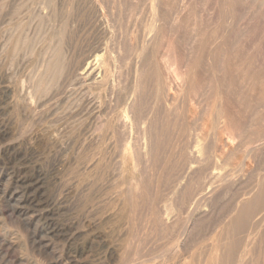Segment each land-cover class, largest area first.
Returning a JSON list of instances; mask_svg holds the SVG:
<instances>
[{"label": "bare ground", "instance_id": "bare-ground-1", "mask_svg": "<svg viewBox=\"0 0 264 264\" xmlns=\"http://www.w3.org/2000/svg\"><path fill=\"white\" fill-rule=\"evenodd\" d=\"M147 1V8L145 9L149 17L145 20L149 21H146V23L148 22L147 25L150 26L147 30L142 29L144 31L142 43L152 44V48H149L151 57H149V53V55L147 54L151 66L147 69L148 66L145 65L146 67L144 68V60L146 61L145 50L146 46L149 45L147 44L145 48L142 49V46L139 51L137 50L134 53L137 54V59L135 60L136 62L132 63V65L135 64V67H132L134 68L133 71L130 70L134 74L133 78H131L136 80L138 74L146 69L145 73L142 72L145 74V81L148 75V73L146 75V72L150 70L149 73L151 72L150 75L154 80L152 81L154 82V86H152L154 89H152L153 91L155 90L153 93H156L152 100L155 97L157 98L159 93L163 94V92L166 101L170 97H173L174 100L173 91L170 92V90L176 86L175 82L179 83L181 80V85L177 83V86L186 90L187 85L182 83L183 80H186L183 76L185 72L181 74L183 80L178 78L180 80L177 81V75L184 70L178 72L176 71L178 68L175 69L173 67V71L171 70L172 64L166 62L162 65L161 63L163 62H161V67L163 66V70L166 72V76H163V71L161 72V67L159 66L158 55L156 54L157 39L162 33V31L159 33L161 28L159 25L162 23H160V20H162L161 17L167 16L164 11L168 9H166V6H171L172 3L170 4V2L172 0H169V5L165 4V0ZM174 1L172 2L175 4L173 3L174 6L172 4L173 8L171 7L173 15L172 17L171 14L168 16V18L171 17V24L173 22L180 23L181 19L178 20V16H183V13L187 11L189 13L190 8L187 4L191 5L192 2L183 4L181 3L182 0ZM201 1L199 2L202 3ZM215 1L217 2V8L214 10H217L220 16L226 14L231 17H229L230 22L225 21L224 24L217 22L220 18L215 20L210 17L211 21H208L209 18L205 20V17L204 19L202 17V24L206 23V33L204 34L202 31L204 34L202 38L209 40L211 43L208 48L209 51L206 52V55L204 54L207 57V59H205L206 57L204 58V62H207L205 64L210 67L208 69L212 72L211 82L207 85L209 86L207 91L210 93L208 95H210L211 99H207L205 104L201 102L206 108L203 109L201 106L202 109L197 111L196 108L198 107H196L195 111L197 112L192 109L186 110V108L184 110L182 106L180 109L176 106L174 110V107L172 109L165 107L168 112H173L174 116H178L177 120L181 118L179 119L181 120L180 123H177L180 129L182 127L180 131L184 132L185 129H189L187 128L189 125L188 120L186 124L182 122L184 120L185 123V119H187L185 116L189 113L188 116L195 115V118L192 116V119L196 120L195 122L198 126L205 127L206 121L210 123L209 130L211 129V132H208L209 134L206 133L207 131L203 132L199 137L195 134L196 132H193L198 138L197 142H195V137V139L192 138V140L194 139L192 143H196H194L196 148H192L190 153L187 152L186 154V148L191 142L189 141L188 144L185 143L187 147L184 148V151H182L183 148L181 150L184 154H181V156L178 154V158L185 155L184 161L182 159V165L187 168L186 175H182L184 167L180 164V169L182 167L180 171L178 170L179 166L176 165L175 167L178 169L175 171L173 168L174 172L170 171L173 174L168 180L170 175H165L167 177L164 178L162 176L164 168L159 171L160 163L162 164L160 159L162 156L160 155L165 156L164 154L157 155V139H159L160 135L157 136L155 130H158L156 129L158 125L148 123L149 125L144 127L145 124L143 125L142 122H145V120H142L146 112L141 105L143 100L137 96L139 91L137 88H135V92L136 90L138 91L136 93L133 92L134 90H132L133 93L130 90V93H127L125 90V85L128 83V78L126 77L129 74L124 71L123 73L121 70L125 65L120 67L124 63V59L129 56L126 57V53L122 54V48L126 47L125 44L120 45L118 41L116 46V42L113 40L116 47L115 52L113 48L106 47L108 41L102 40L104 41L103 43L99 40L93 46L90 44L92 47L88 50L75 51L78 47L77 43L82 40V32L84 31H88L87 34L89 36L92 32H97L103 36L108 35L104 39H109L112 30L109 28L110 24L108 25L107 17L101 8L102 0L101 2L100 0H0V195L4 201L13 205L11 209L6 210L8 217L11 219L14 214L19 213L25 223L29 226L32 224L34 227V241L37 243L35 244L46 253L51 252L48 250L49 240L51 242L53 239L61 240V250L54 251L52 249V253L59 254V256L57 255L58 258L56 257L52 261L49 258V261L45 263L42 256H39V258L43 259L41 261L43 262L42 264H105L109 262L107 260L116 261V264H145L146 261L149 262L150 260L151 263V259L160 258V256L162 258L161 260L158 259L159 263L163 264L164 260H168L164 258L165 254L171 253L173 257H177L180 252V244H173L172 241L177 238L178 241L180 238V242L183 240V244L187 240L190 241L191 237L193 238L194 230L199 228V224L203 220L215 216L217 210V217L222 218V223H220L221 225L219 224L220 227L215 230L217 231V240L215 244H211L214 248H212L210 255L206 252L203 253H206L207 256L202 255L203 253L200 250L199 254L196 253L198 254V263L200 264L202 261L203 264H264V55L261 53L260 44L254 41V38L251 39L252 34L250 32L252 30L244 27L246 24L242 26L240 23L241 18H239L236 4L238 1L240 3L241 0ZM193 2L192 4H195L197 1ZM196 6L195 4L191 7ZM202 7L204 8V6ZM240 7L242 9V6ZM197 8L194 9V12ZM201 11L200 15H202ZM74 12L77 20L73 17L75 16ZM113 13L112 16L114 15ZM168 13H171V11H168ZM234 14L238 18L234 19L237 20L235 23L234 21L231 22V18L235 16ZM78 15L81 17V22L78 21ZM227 16L226 19L229 20ZM190 17L192 19L193 15ZM197 17L199 18V16ZM168 18L166 17L165 20L167 21ZM182 19L184 20V18ZM186 21L188 22V20ZM183 25L185 24L183 23ZM262 27L261 33L258 31L259 28L257 29L256 27V30L254 27V30L258 31L257 33L255 32L257 36L258 33H260L259 35L263 33L264 36V26ZM165 29L161 30L165 31ZM195 29L193 28L194 31H197ZM78 31L81 34H78ZM192 33L194 32L192 31ZM164 36L166 39V34ZM168 37L170 38V35ZM91 38L93 39L95 36H91ZM189 38L191 39V37ZM257 39L259 40L258 37ZM133 40V38L129 39L128 45H130V48L126 44L132 54L135 48ZM160 41L159 43L162 42ZM65 42H68L74 50L73 56L68 60V64L64 62L65 54L64 50L62 51V46H64ZM100 42L105 47H102ZM142 43L141 45H143ZM175 43L174 40L173 42L170 40L165 45L166 51L171 52H169L171 57H169V60H172L173 65H176L175 67L178 66V62L184 66L183 63L186 60V56L182 54ZM200 45L198 46L200 47ZM203 45L205 49L206 44L204 43ZM262 45L264 46V44ZM127 47L126 49L128 50ZM67 48L69 47L67 46ZM65 50H68L66 46ZM127 50L125 51L127 52ZM130 50H128V54L131 53ZM200 50H198L199 53L201 52ZM166 51L165 53L163 52L164 55H166ZM202 52L204 53L205 51ZM164 55H162V58ZM136 56L134 57L136 58ZM134 57L131 58L134 60ZM169 60L168 62L172 63ZM65 64L67 73L63 71V68L65 69L66 67ZM193 64L189 67V75L192 78L191 83L189 81L190 77H186L189 79L187 83L188 81L190 83H188L187 87L189 90L191 87L193 88H191V91L202 88L203 85L201 80L198 83V65ZM180 67L179 70L182 69ZM233 69L236 71H233ZM62 71L67 74L65 79L63 78L66 83V89L62 90V94L57 89L56 91L59 94L56 91V94L51 93V89H54L52 86L57 83L55 81L60 77L59 75ZM143 74L140 78L143 77ZM141 80L139 79V81ZM57 81L59 83V80ZM136 81L132 84H135ZM171 82H173L174 86ZM203 82L205 86V81ZM235 82L238 84L236 85ZM61 83H63V80ZM138 83L140 87L142 82ZM63 84H61L60 88ZM183 84H185V87ZM141 85L142 88L147 86L144 82ZM143 85L145 86L143 87ZM148 85L150 86V84ZM55 86L59 87L57 84ZM149 86L147 88L150 90ZM143 90L142 92H144ZM149 90L146 89L145 92L147 93ZM142 92L140 90V97ZM151 95L150 98L152 97ZM174 95L176 99V94ZM56 96L58 97L56 98ZM163 97L162 99L165 101ZM177 97L179 96L177 95ZM52 99H54V102ZM162 99L160 98V100ZM203 99L205 98L203 97ZM173 100L171 99L170 101L172 102ZM151 104L149 101L148 107ZM165 104L162 106L157 104V107H163ZM154 106L152 105V107ZM246 107L248 114L243 115V110ZM64 110L67 114L62 113ZM162 111L160 113L163 115L165 111ZM205 111L209 115L207 117L203 115L206 120H201L200 122L199 119L204 118L202 114ZM156 112L153 113L155 114ZM167 114L169 113L166 112L165 117H167ZM162 115H159V117ZM200 116L201 118H199ZM148 117L150 118V116ZM172 119L174 118L172 117ZM167 120L168 118L164 121L169 126V120ZM140 121H142L141 124L143 126ZM146 121L148 122V120ZM165 126H162L164 127L163 130H166V128L170 129L169 127L165 128ZM163 130L161 129V132ZM176 130L179 131L178 128ZM159 131H157V134ZM167 132L169 133L170 131ZM172 132L175 133L174 130ZM199 132L201 131L199 130ZM171 135L170 137H175L174 134L173 136ZM163 136L161 135V137ZM178 140L180 141V139ZM158 141L160 142L161 140ZM205 141L209 143L206 144L204 143ZM173 143L175 144V142ZM169 144L171 145V143ZM159 145L162 146L163 144ZM164 148L166 149L167 146L164 145ZM173 148L169 149L174 151L175 148ZM161 150L163 151V147ZM206 151L211 152V156L215 158V162L212 165L213 170H211L212 172L207 170L209 172V174L207 173V180L202 179L204 182L197 186V182L202 181L199 180V177L204 166L202 164L204 161L203 155L206 154ZM165 152L168 153L167 150ZM167 153L165 154L166 156ZM167 157L171 159L170 155ZM178 158H175L176 161L179 160ZM205 159L207 158L205 157ZM172 161L174 162L175 160L172 159ZM167 163H165V166L168 169L169 164ZM208 163L207 167L206 165L204 167L210 170ZM194 170L196 171L194 172ZM205 171L203 173H206ZM192 172L197 174H195V177L191 176L190 178V173ZM2 182L3 185L1 184ZM166 185H168V192L170 191L169 193L167 192L168 194L164 193ZM228 195H231V197L234 195L231 205H227L224 210L218 209L219 204ZM195 197L196 202L193 204V208L190 209L187 219L180 218L182 217L180 210L183 207L185 209L187 204L189 206V203ZM18 219L21 220L20 218ZM180 219L186 220V224L184 222L180 224ZM142 221L148 225V231H145L148 233H143L144 235L138 231L142 227ZM183 223L185 227L182 228ZM178 224L181 226L179 225L180 227H178ZM140 225L141 227H139ZM157 227L163 235L164 243H161L158 247H155V245L151 249L152 251L149 252L148 250L147 252L149 253H147L145 252L147 249L144 251L142 246H139V239L143 238V236L153 239L156 232H159L156 231ZM180 228L183 229L182 233L178 230ZM255 230H258L259 234L257 236L256 233L258 232H256V236L251 238L252 236L249 235ZM1 236V242H5L6 247L11 249L12 242L15 239L5 238V235L1 239ZM58 242L60 243V241ZM144 243L143 241V245ZM55 246L58 245L55 244ZM7 252L9 253V251ZM54 254L48 255L54 256ZM169 256L168 258L171 259L172 257L170 258ZM202 256L205 258L204 260H202ZM47 260L45 259V261Z\"/></svg>", "mask_w": 264, "mask_h": 264}, {"label": "rangeland", "instance_id": "rangeland-1", "mask_svg": "<svg viewBox=\"0 0 264 264\" xmlns=\"http://www.w3.org/2000/svg\"><path fill=\"white\" fill-rule=\"evenodd\" d=\"M108 0H102V3L100 4V5H102L101 6V8H102V10H103V12L105 13V16L107 17V23H108V25H109V28L112 30H110L112 33L110 34V36H109V39H104V37L105 38H107V36L106 35H100L99 33H97V32H92V33H90V36H89V34H87L88 33V31H84V32H82V40H80V42H78L77 43V48L79 49H77L76 48V52H78V51H82L83 49H89V48H91L93 45H95L96 43H97V41H99V40H101V42H103L104 43V41L105 42H107L108 43V45L106 44V47H111V48H113L114 50H115V52H116V47L114 46L115 44V42H116V46H117V42L119 41V43H120V45H124L125 44V46L127 47V45H128V42H129V39H131V38H133L134 40V43H133V46L135 47L134 48V50H133V54H132V51L129 49L130 48V45H128V50H130L131 51V53H129L128 54V50L126 49V47L125 48H122V50L123 51H125V50H127V52L125 51V52H123L122 51V54L124 53H126L125 55H126V57L127 58H125L124 60V63L122 64V63H120V64H122L120 67H124V65H125V67L123 68V69H121L122 70V72L124 71L125 73H127V74H129V76H127L126 78H128L127 79V82L128 83H126V92L128 93L129 92V90L131 91V93H133V92H135V88H137V90L139 91H137L136 90V92H138L137 93V96H139L138 98L140 99L141 98V100H143L142 102H141V105H142V107H143V109H144V111L146 112H144L145 113V116H144V118H143V120L142 121H144L145 120V122H142V121H140V124H141V122H142V124L144 125V127L146 126L147 127V125H149V124H152L153 125V123L157 126L156 127V129H158L157 131H159V132H161V129L163 130V128L164 127H162L163 125L165 126V128L166 127H169L170 129H168V128H166V130H163L161 133H159L158 132V134H157V131L155 130V132H156V135L158 136V135H160V137H158L159 139H157V147H158V154L157 155H160V154H164V156L166 157H163V155H160V156H162L163 157V159H162V157H160V159H161V162H162V164L160 163V166H159V171H162L163 170V168H164V170L162 171L163 173V178L164 177H167V176H169V179L168 180H170V178H171V176H172V174H171V172H174L173 171V168L175 169V171L178 169V170H182V167H181V169H180V164H181V166H183L184 167V165H182L183 164V161H184V157H185V155L184 156H182V157H179L178 158V154H179V156H181V154L183 155L184 153H182V151H184V148L185 147H187V145L185 144V143H187L188 144V142L189 141H191L189 144H188V147L186 148V154H187V152L188 153H190V150H192V148L194 149V148H196L195 147V142H197V139L198 138H196V135H198L197 137H199L200 136V134H203V132L205 133L206 131V133H208V132H211V129L209 130V128H210V123H207V121L205 122L206 123V125H205V127H202V126H198L197 125V123L195 122L196 120L195 119H192V116H193V118H195V115H189L188 116V114H186V118L187 119H185V118H183V119H185V123H184V120H182V122H183V124H186V121L188 120V127L187 128H189L188 130L187 129H185L184 130V132H182V131H180L181 129H182V127H181V129H180V126H179V124H177V123H180V121L181 120H179V119H181V118H178V120H177V117L178 116H174L173 115V112H168L166 109H165V107L166 108H173V110L176 108V106H177V108L178 109H180V107L182 106V108L185 110V108H186V110H190V109H192L193 111H195V108L196 107H198V108H196V110L198 111L199 109H202V107H203V109L204 108H206V106L205 105H202L201 104V102L202 103H204L205 104V101L207 100V99H211L210 98V95H208V93H209V91H207V90H209L208 88H209V86H207V85H209V83L211 82V79H212V72H211V70H209L210 69V67L207 65V64H205V63H207V62H204V58L206 57V56H204V54L206 55V52H208L209 51V47H210V41L209 40H204L203 38H202V36L206 33V23L204 24H202V17H203V19H204V17H205V20L206 19H208V21H211V18H213V19H215V20H217V18H220V19H218L217 20V22H220V24H224V22L225 21H228V22H230V18L229 17H231V16H227L226 14L225 15H221L220 16V14L217 12V10H214V9H216L217 7V2L215 1V0H211V2H210V0H182L181 1V3H183V4H187L188 2H190V1H194L193 3H195L196 1V7H191L192 5L194 6L195 4H192V2H191V5L190 4H187V5H189V8H190V10H189V13H188V11L187 12H185V13H183V16L182 15H180V16H178V20H180L179 22L180 23H178V22H173L172 24H171V17H172V13H173V10L171 9V7L173 8V6H174V0H172V1H174V2H172L171 0V2H170V4L172 3H174L173 4V6H172V4H171V6L169 5V0H165V4H168L169 5V7L168 6H166V9L168 10V11H171V13H168V11L166 10V11H164V13L166 12V17L168 18V16H170V14H171V17H169L168 18V22L170 21V23L168 24V22L165 20L166 19V17L164 16L163 18L161 17V19L162 20H160V23H161V25H159V27H161L160 28V32L159 33H161V31H162V33L160 34V35H162L161 37H163V38H161L160 37V35L158 36V38L162 41H160L159 39H157L158 40V43L156 44L157 46V48H156V50H157V52H156V54L158 55V60H159V66L161 67V64L163 65L164 63H169V64H172V67H171V70H173L174 71V68L175 69H177L176 71H178V72H180V71H182V70H184V71H182L181 73H179L180 74V76H179V74L177 75V79L178 78H183V76L185 77L184 79H186V80H183V82L182 83H185L187 86H188V83H189V81H190V83H191V81H192V78L190 77V75H189V67H191V65L194 63V64H196V65H198V69H199V74H198V83L199 82H201L202 81V88H198L197 90H193V91H191L192 89L190 88V90H189V88L186 86V90H185V88H180V86H177V83L175 82L174 84L176 85L174 88L172 87V89L170 90V92H172L173 93V96H174V100H173V97L171 98H169V99H167V101H166V97H165V95H164V92H163V94L162 93H159V96H161V97H159V96H157V102L153 99L152 100V98L154 97V95L156 94V93H153L154 91H153V89H154V87H152V86H154V82H152V81H154L153 80V78H152V76L150 75L151 74V72L149 73V71L148 72H146V75H147V73H148V75H150L149 77H148V75H147V77H146V79H147V81H146V79H145V81H144V77H145V74H143V73H145L144 71H146V69H144L142 72H140L139 74H138V77H137V81L138 82H144V84L146 83V88H142L141 86V84H140V87H139V83L135 80V79H133L134 81H136L135 82V84H132V83H134V81L132 80V78H133V76H134V74H133V69L134 68H132V67H135L134 65L135 64H133L132 65V63L133 62H136L135 60L137 59V54H134L135 52H137V50L139 51V49H141V47H142V49L143 48H145V46L147 45V44H149L150 45V47H149V45L148 46H146L147 48H146V50H148V51H146L145 49V54H146V61L144 60V68L146 67V66H148L147 67V69H149V67L151 66L150 64H149V57H151V54L149 53L150 52V49L152 48L151 47V43H146L145 44V42L144 43H142V37H143V33H144V31L142 30V29H144V30H147L148 28H149V26L150 25H147L148 24V20H145V19H148V17L149 16H147L148 15V12H147V10L145 9V8H147V4H146V2H148L147 0H109L108 2H107ZM199 1H201L202 3H200ZM242 1H243V5H242ZM100 2H101V0H100ZM121 2V3H120ZM168 2V3H167ZM199 2V3H198ZM209 2V3H208ZM108 3V4H107ZM111 3H112V5H111ZM124 3V4H123ZM198 3V4H197ZM133 4V5H132ZM199 4H201L200 6H199ZM145 5V6H144ZM237 5V7H236V9H237V11H238V14H239V18H241V20H240V23L242 24V26H244L245 24L247 25H245L244 27H246V28H248V29H251L252 31L251 32H258V31H260V33H261V29H263V27L262 26H264V0H241V2L239 3V1H238V3L236 4ZM258 5V6H257ZM132 6V7H131ZM202 6H204V8L202 7ZM240 6H242V9H241V7ZM105 7V8H104ZM113 7V8H112ZM200 9V10H202L201 11V14L202 15H200V10L198 9V8ZM240 7V8H239ZM74 8H75V6H74ZM139 8V9H138ZM191 8H193V9H191ZM197 8V10H195V12H194V9H196ZM203 8V9H202ZM257 8V9H256ZM108 9H109V11H108ZM107 10V11H106ZM251 10V11H250ZM257 10V11H256ZM73 11H75V9H73ZM191 11H193L192 13H191ZM199 11V12H198ZM203 11H204V13H203ZM205 11H207L206 13H205ZM214 11H216L215 12V15H214ZM254 11V12H253ZM111 12V13H110ZM114 12V13H113ZM137 12V13H136ZM145 12H147V13H145ZM210 13V15H209V13ZM112 13L114 14L113 16H112ZM188 14V17H187V14ZM191 13V14H190ZM194 13V14H193ZM197 13H198V15H197ZM247 13V14H246ZM111 14V15H110ZM124 14V15H123ZM169 14V15H168ZM206 14V15H205ZM214 16H213V15ZM249 14V15H248ZM250 14H251V16H250ZM74 15L76 16V13L74 12ZM131 15V16H130ZM165 15V14H164ZM192 16L193 15V18L195 17H197V16H199V18L197 17L196 18V20L198 19V21L196 22V20H195V18H194V20H192L191 19V17L190 16ZM235 16L233 17V18H231V22H233L234 21V23H235V21H237V20H234V19H236L237 17V15L236 14H234ZM258 15V16H257ZM75 16H73L74 17V19H76L77 20V16H76V18H75ZM79 16V15H78ZM147 18H146V17ZM206 16H209V17H206ZM213 16V17H212ZM219 16V17H218ZM225 16V17H224ZM226 16H227V18H229V20L228 19H226ZM134 17V18H133ZM211 17V18H210ZM216 17V18H215ZM222 17V18H221ZM246 19H245V18ZM258 17H259V19H258ZM108 18H109V20H108ZM132 18V19H131ZM182 18H184V20L182 19ZM190 18V19H189ZM201 18V19H200ZM250 18V19H249ZM111 19V20H110ZM144 19V20H143ZM164 19V20H163ZM223 19V20H222ZM233 19V20H232ZM238 19V18H237ZM186 20H188V22L186 21ZM193 22H192V21ZM199 20H200V22H199ZM204 20V21H205ZM248 20V21H247ZM78 21H80L81 22V17L79 16L78 17ZM134 21V22H133ZM146 21H148L147 23H146ZM164 21H166L167 22V24H166V22H164ZM182 21V22H181ZM185 21V22H184ZM221 21H223V22H221ZM138 24H137V23ZM186 22H187V24H186ZM190 22H192V23H190ZM145 23H146V25H145ZM175 23V24H174ZM183 23L185 24V25H187V26H185V25H183ZM201 23V24H200ZM256 23V24H255ZM124 24V25H123ZM132 24V25H131ZM163 24V25H162ZM170 24H171V26H170ZM180 24V25H179ZM195 24V25H194ZM167 26V27H165V26ZM169 25V26H168ZM176 25H178V26H180V27H178V26H176ZM253 25H254V27H255V29H256V27H257V29H258V31H256V30H254V27H253ZM260 25V26H259ZM145 26V27H144ZM194 26V27H193ZM134 27V28H133ZM163 27H165V28H163ZM174 27V28H173ZM177 27V28H176ZM188 27V28H187ZM195 27H196V29H195ZM118 30H117V29ZM193 28L195 29V30H197V31H194L193 30ZM201 28V29H200ZM161 29H165V31L164 30H161ZM190 29H191V31H190ZM166 30H168V31H166ZM116 31V32H115ZM174 31V32H173ZM192 31L194 32V33H192ZM198 31H200L199 33H198ZM204 32V34H203V32ZM85 32H86V34H85ZM120 32V33H119ZM165 32H167V33H165ZM176 32H177V34H176ZM182 32V33H181ZM250 32V34H252V38L251 39H253L254 38V41H256V42H258V44H260V48H261V53L264 55V50H262V49H264V48H262V47H264L262 44H264V40L262 41V39H263V33L261 34V35H259L260 33H258V36H257V34L255 33H251ZM97 35H96V34ZM116 33V35H114ZM170 33V34H169ZM180 33V34H179ZM184 33V34H183ZM197 33V34H196ZM201 33V34H200ZM78 34H81V32L80 31H78ZM92 34V35H91ZM125 34V35H124ZM166 34V36H167V38L165 39V35ZM192 34V35H191ZM211 34V33H210ZM98 35H100V36H98ZM112 35V36H111ZM132 37H131V36ZM168 35H170V38L168 37ZM186 35H188V36H186ZM190 35V36H189ZM194 35H196V36H194ZM212 35V34H211ZM89 36V37H88ZM91 36L92 37H94L95 36V38H91ZM114 36V37H113ZM119 36V37H118ZM171 36H173L172 38H171ZM186 36V37H185ZM199 36V37H198ZM259 38V40L257 39V37ZM259 36H261V37H259ZM85 37H87V38H85ZM98 37V38H97ZM100 37H103V38H100ZM111 37V38H110ZM113 37V38H112ZM141 37V38H140ZM181 37V38H180ZM188 37V38H187ZM189 37H191V39L189 38ZM194 37V38H193ZM173 42V40H174V43L177 45V48H179L180 49V51L182 52V54L184 55V56H186L185 58H186V60L184 61V63H186V64H184L183 63V65L186 67H184V66H182V65H180V64H182V63H180L179 64V62L177 63V67H175L176 65H173L174 63L172 62V60L170 59L169 60V57H170V54H169V52L170 51H166V48H165V45L167 44V42H169L170 40ZM176 38V39H175ZM187 38V39H186ZM200 40H199V39ZM262 38V39H261ZM95 39H96V42H95ZM173 39V40H172ZM177 39H179V40H177ZM256 39V40H255ZM102 40H104V41H102ZM113 40L115 41V42H113ZM125 40V41H124ZM140 40V41H139ZM168 40V41H167ZM175 40H177V41H175ZM188 40V41H187ZM197 42H196V41ZM261 40V41H260ZM87 41V42H86ZM88 41H90V42H88ZM138 43H137V42ZM159 41L161 42V43H159ZM164 41V42H163ZM182 41V42H181ZM205 41H207V42H205ZM82 42V43H81ZM86 42V43H85ZM94 42V43H93ZM100 42V43H101ZM112 43L113 44V47H112V44L110 45V43ZM136 42V43H135ZM191 42V43H190ZM201 42V43H200ZM202 42H203V44L205 43L206 44V46H205V49H204V45L202 44ZM255 42V43H256ZM259 42H261V43H259ZM81 43V44H80ZM103 43H101L102 44V47L104 46L105 47V45H103ZM141 43L143 44V45H141ZM163 43V44H162ZM165 43V44H164ZM178 43V44H177ZM182 43V44H181ZM209 43V44H208ZM90 44L92 45V46H90ZM127 44V45H126ZM161 46H160V45ZM187 44V45H186ZM189 44V45H188ZM191 44V45H190ZM199 44H201L200 45V47L198 46ZM64 46H62V51L64 52V54L66 55H64V57H65V63L66 64H68V60H70V58L73 56L72 55V53H73V49H72V47H70V45H69V43L68 42H65L64 44H63ZM84 45V46H83ZM88 45V46H87ZM141 45V46H140ZM159 45V46H158ZM182 45V46H181ZM185 45H186V47H187V49H186V47H185ZM196 47H195V46ZM203 45V46H202ZM262 45V46H261ZM65 46H66V49H68V50H65ZM67 46L69 47V48H67ZM81 46V47H80ZM87 46V47H86ZM63 47H64V49H63ZM123 47V46H122ZM184 47V48H183ZM199 47V48H198ZM150 48V49H149ZM202 48H203V50H202ZM165 49V50H164ZM182 49H183V51H182ZM196 49V50H195ZM199 49H201L200 51V53H199ZM207 49V50H206ZM66 51V52H65ZM68 51V52H67ZM72 51V52H71ZM165 51H166V55H164V53H165ZM184 51H186L185 53H183ZM188 51V52H187ZM195 51V52H194ZM202 51H205L204 53L202 52ZM164 52V53H163ZM167 52H168V54H167ZM68 53V54H67ZM150 55H149V54ZM171 53V52H170ZM203 53V54H202ZM149 55V57H147L148 55ZM190 54V55H189ZM197 54H200V55H197ZM160 55H161V57H160ZM162 55H164L163 56V58H162ZM168 55V56H167ZM134 56H136V58L134 57ZM166 56V57H165ZM193 56V57H192ZM198 56V57H197ZM131 57H134V60H133V58H131ZM171 58V57H170ZM198 58H199V60H198ZM161 59V60H160ZM188 59V60H187ZM192 59V60H191ZM205 59H207V57L205 58ZM163 60V61H162ZM164 60H166V61H164ZM168 60L169 61H171L172 63H170V62H168ZM197 62H196V61ZM201 60V61H200ZM203 60V61H202ZM129 61H131V62H129ZM194 61V62H193ZM205 61H207V60H205ZM146 62V63H145ZM161 62H163V63H161ZM131 63V64H130ZM161 63V64H160ZM175 63V64H176ZM192 63V64H191ZM66 64H65V66H66ZM193 64V65H194ZM201 64V65H200ZM203 64V65H202ZM128 65V66H127ZM146 65V66H145ZM181 67H180V66ZM190 65V66H189ZM200 66V67H199ZM206 66H208V67H206ZM174 67V68H173ZM179 67L180 68H182L181 70H179ZM203 67V68H202ZM128 68H130V69H128ZM188 68V69H187ZM202 70H201V69ZM204 68H206V69H204ZM209 68V69H208ZM130 70H132V71H130ZM185 70H187V71H185ZM63 71L65 72V73H67V66L65 67V69L63 68ZM62 71V73L59 75L60 77H58L57 78V80H59V83H58V81L56 80L55 82H57V83H55V85L57 84L59 87H57V86H55V85H53L52 87L55 89H51V93H55V91H56V89H57V91H59L60 90V94H62V90H65L66 88V83L64 82V79H65V76L67 75V74H64V72ZM163 71V72H162ZM201 71V72H200ZM209 71V72H208ZM233 71H236L235 69H233ZM123 72V73H124ZM161 72H162V74H164L163 76H166V72L163 70V66L161 67ZM178 72H175V73H178ZM185 72V74H186V76H185V74H183ZM247 72V71H246ZM204 73V74H203ZM209 73V74H208ZM236 73V72H235ZM248 73H250V71H248ZM248 73H245V74H248ZM141 74V75H140ZM142 74H143V77H141L140 78V76H142ZM181 74H183V76L181 75ZM188 74V75H187ZM201 74V75H200ZM208 74V75H207ZM61 75H63V76H61ZM132 75V76H131ZM203 75V76H202ZM179 76V77H178ZM188 76L190 77L189 79H187L188 78ZM62 77V78H61ZM132 77V78H131ZM187 77V78H186ZM201 77V78H200ZM210 77V78H209ZM64 78V79H63ZM141 80V79H143V80H141V81H139V79ZM206 78V79H205ZM209 80H208V79ZM63 80V83H61V81ZM171 81H172V79H170ZM180 79H178L177 81H179ZM187 80H189L188 81V83H187ZM201 80V81H200ZM148 81H149V83H148ZM181 81V80H180ZM179 81V83H178V85H181V82ZM203 81H205V86H204V82ZM150 82H152V83H150ZM132 85H131V84ZM172 84H173V82H171ZM189 83V84H190ZM236 83V85L238 84L237 82H235ZM61 84H63L62 85V89L60 88V86H61ZM148 84H150V86L148 85ZM153 84V85H152ZM174 84H173V86H174ZM185 84H183V86L185 87ZM130 85V87H128ZM55 86V87H54ZM145 85H143V87H144ZM150 87L151 89L149 90L147 87ZM182 86V87H183ZM177 87V88H176ZM203 87H204V89H203ZM58 88H60V89H58ZM65 88V89H64ZM130 88V89H129ZM153 88V89H152ZM144 89V90H143ZM146 89L147 90H149L147 93H149V95H147V93L145 92L146 91ZM52 90H54V91H52ZM132 90H134L133 92H132ZM140 90H141V92H142V90L144 91V92H142L141 93V97H140ZM152 90V91H151ZM182 90V91H181ZM198 90H199V92H198ZM202 90V91H201ZM206 90V91H205ZM56 91V93H58L59 94V92H57ZM135 92V93H136ZM151 92V93H150ZM162 92V91H161ZM181 92V93H180ZM183 92V93H182ZM190 92V93H189ZM197 92V93H196ZM51 93H50V95H51ZM55 93V94H56ZM130 93V92H129ZM194 93V94H193ZM199 93V94H198ZM203 93V94H202ZM142 94H144V95H142ZM152 94V95H151ZM161 94V95H160ZM174 94H176V99H175V95ZM180 94V95H179ZM201 94V95H200ZM210 94V93H209ZM53 95V94H52ZM147 95V96H146ZM150 95L152 96L151 98H150ZM163 95H164V97H163ZM177 95L179 96V97H177ZM203 95V96H202ZM205 95V96H204ZM143 96H145L147 99H148V97H149V99L147 100L145 97L143 98ZM185 96V97H184ZM209 96V97H208ZM58 96H56V98H57ZM162 97L163 98H165V101H164V99H162ZM200 97H202V98H200ZM203 97L205 98V99H203ZM207 97V98H206ZM55 98V97H54ZM160 98L162 99V100H160ZM186 98V99H185ZM200 98V99H199ZM151 99V100H150ZM173 100L172 102L170 101V100ZM200 100V101H198V100ZM202 99V100H201ZM140 100V101H141ZM161 102H160V101ZM184 100V101H183ZM52 101L54 102V99H52ZM55 101H56V99H55ZM147 101V102H146ZM151 102L152 104L151 105H149V107H148V102ZM164 101V102H163ZM176 101V102H175ZM209 102H210V100H208ZM156 104H155V103ZM159 102V103H158ZM165 102H166V104L168 103H171V104H165ZM185 102V103H184ZM200 102V103H199ZM154 103V104H153ZM165 104L163 107H160V106H162L163 104ZM176 103V104H175ZM187 103V104H186ZM157 104H159L158 106L159 107H157ZM162 104V105H161ZM174 105V106H172V107H167V106H171V105ZM183 104V105H182ZM185 104V105H184ZM194 104V105H193ZM201 104V105H200ZM152 105L155 107H152ZM202 106V107H201ZM205 106V107H204ZM156 107H157V109H156ZM147 108V109H146ZM154 109V111H153V109ZM163 111H165V112H163ZM148 110V111H147ZM160 110V111H159ZM172 110V111H173ZM247 110V107L245 108V110H243V115H247L248 114V112L246 111ZM67 111V110H66ZM157 111V112H156ZM163 112V115H162V113H160V112ZM197 111H195V112H197ZM246 111V113H244ZM65 110L62 112L63 114H67V112H65ZM150 112H152V113H150V115H148ZM153 112H156L155 114L153 113ZM159 112V113H158ZM169 113V114H167V117H165L166 115H165V113ZM148 113V114H147ZM156 115V116H153V115ZM159 115H162V116H160L159 117ZM170 115H172V116H170ZM203 115H205V117H207L209 114L205 111V113L204 114H202V117H204ZM148 116H150V118L148 117ZM156 117V118H155ZM167 119L168 118V120H169V126H168V123H166V121H164V120H166L165 118ZM172 117L174 118V119H172ZM203 118V119H199V121L201 122V120L202 121H205L206 120V118ZM146 118V119H145ZM151 118H152V120H151ZM191 120H189V119ZM199 118H201V116L199 117ZM162 124H160L159 122L157 123V120ZM171 119H172V121H171ZM146 120H148V122L146 121ZM156 120V121H155ZM167 120V121H168ZM175 120H177V121H174ZM163 121V122H162ZM151 122V123H150ZM172 124H171V123ZM147 123V124H146ZM149 123V124H148ZM194 123H196V125H194ZM141 124V125H142ZM175 124H176V126H175ZM142 125V126H143ZM141 126V127H142ZM173 126V127H172ZM190 126H191V128H190ZM195 126H198V127H195ZM139 127H140V125H139ZM159 127V128H158ZM161 127V128H160ZM171 128H174V129H171ZM179 129V131L178 130H176V129ZM195 130H194V129ZM200 128V129H199ZM204 129V130H203ZM209 131H208V130ZM174 130V132L175 133H173L172 131ZM176 130V131H175ZM199 130L201 131V132H199ZM203 130V131H202ZM167 131H170V132H172L174 135H175V137L173 136V134L171 135L170 134V132L168 133ZM186 131V132H185ZM191 131V132H190ZM198 131V132H197ZM164 132V133H163ZM189 132H190V134H191V136H190V134H189ZM196 134H194V133ZM176 133H177V135H176ZM180 135H179V134ZM166 136H165V135ZM168 134V135H167ZM209 134V133H208ZM161 135L164 137H161ZM170 135L171 136H173V137H170ZM178 135H179V137H178ZM186 135V136H185ZM193 135V136H192ZM181 136V137H180ZM184 136V137H183ZM167 137V138H166ZM178 137V138H177ZM191 137V138H190ZM196 138V140H195V142H193L192 143V141ZM162 138V139H161ZM166 138V139H165ZM171 138H173L172 140H173V142H175V144L178 146V148H177V146L172 142V140H169V139H171ZM177 138V139H176ZM192 138H194L193 140H192ZM178 139H180V141L178 140ZM191 139V140H190ZM158 140H161L160 142L158 141ZM163 140V141H162ZM164 140H166V141H164ZM169 141V143H171V145L168 143V141ZM175 140V141H174ZM171 141V142H170ZM162 142V143H161ZM167 142V143H166ZM169 144V145H166V144ZM173 143V144H172ZM195 143V144H194ZM204 143H206V144H208L209 142H204ZM159 144H163L162 146L161 145H159ZM161 146V148H159V146ZM164 145L165 146H167V148L165 149L164 148ZM191 145H193V146H191ZM203 145H205V144H203ZM170 146V147H169ZM172 146V147H171ZM176 146V147H175ZM162 147H163V151L161 150L162 149ZM173 148L174 149V151L172 150H170L169 148ZM180 148V149H179ZM182 148H183V150H182ZM189 148V150H187ZM165 149V150H164ZM177 149H178V151H177ZM168 151V153L167 152H165V151ZM180 150V151H179ZM182 150V151H181ZM161 151V152H160ZM160 152V153H159ZM167 153V156H171V159L170 158H168L165 154ZM206 154H204L203 156V158H204V161H205V163H204V161H203V165L205 166L206 165V167H207V163H208V167L210 166V170L207 168L206 169V167H202V172H201V175H200V177H199V180H207V173L209 174V172H207V170L208 171H210V172H212L211 170H213L212 169V165H213V163L215 162V158L214 157H212L211 156V152L209 153L208 151H206L205 152ZM207 153H208V155H207ZM175 154V155H174ZM206 155V156H205ZM179 159H177L178 161H176V157ZM205 157L207 158V159H210V160H207V159H205ZM181 158V159H180ZM170 159V160H169ZM172 159H174L175 161L173 162L172 161ZM182 159H183V161H182ZM181 160V161H180ZM163 161H164V165H163ZM173 163H172V162ZM166 162H168L167 164H169L168 165V169H167V167L165 166L166 164ZM180 162V163H179ZM174 166H173V165ZM252 164H254V163H252ZM162 165H163V167H162ZM173 167H172V166ZM179 166L178 168L177 167H175V166ZM160 167H162V168H160ZM172 168V169H171ZM184 168H185V171H184ZM183 168V173H182V175L184 176V175H186L185 174V172H186V170H187V168L186 167H184ZM169 169H171V170H169ZM166 170H167V172H166ZM169 170V171H168ZM206 170V171H205ZM171 171V172H170ZM196 170H194V172H195ZM206 172V173H203V172ZM194 172H192V173H190V178H191V176L192 177H195V174H197V173H194ZM164 173H166V174H164ZM168 173V174H167ZM203 173V174H202ZM193 174V175H192ZM165 175H167V176H165ZM205 175V176H204ZM201 176H203V177H201ZM183 179H184V177H182ZM198 181L197 182V186H198V184H200V183H203L204 181ZM2 185H3V182L1 183ZM196 185V184H195ZM168 185H166L165 187H166V191H164V193H167L168 192V190H167V187ZM195 187V186H194ZM164 190H165V188H164ZM170 192V191H169ZM168 192V193H169ZM167 193V194H168ZM198 196V195H197ZM196 196V197H197ZM234 195H232V197H231V195H228V196H226V198H224L223 200H222V203H220V204H222L221 206H220V204H219V206H218V209H220V210H224V209H226V206L228 205H231V200L234 198L233 197ZM196 197H195V199H192V201H191V203H189V206H188V204H187V207H185V209H181L180 211H181V216L182 217H180V218H184V219H187V217H188V214H189V211H190V209H192L193 207L192 206H194L193 204L196 202L195 200H196ZM194 198V197H193ZM234 200V199H233ZM233 200H232V202H233ZM6 201H4V199L1 197V195H0V235H2L1 236V239H3L4 237V235H5V238H8V239H10V238H12L14 241L12 242V246H11V249L10 248H7L6 247V245H5V242L3 243V242H1V240H0V264H40V262L44 259V262L45 263H47L48 261H49V258L51 259L50 261H52L53 259H56V257L58 258V256H59V254H54V253H52V251L54 250V251H58V250H61L60 248L62 247V242H61V240H58V239H53L52 240V242L50 241H48V250L49 251H51V252H49V253H46L42 248H40L38 245H36L37 243L34 241V227H33V225L32 224H30V226L27 224V223H25L24 222V219H23V217L21 218V215L18 213V214H14L13 215V218H11L10 219V217H8L9 215H8V210L9 209H11L12 207H13V205H11V203H5ZM225 202V203H224ZM227 202V203H226ZM230 203V204H229ZM225 205V208H224V205ZM7 206H10V207H7ZM220 207V208H219ZM5 208V209H4ZM3 209V210H2ZM7 210V211H6ZM2 211V212H1ZM5 212V213H4ZM7 214V215H6ZM217 214H218V210H217V212H216V214H215V216H212L211 218H207V219H205V220H203V222H201L199 225L201 226H199V228L196 230H194V233L192 234V236H193V238H195V239H193L192 237H191V239H190V241L189 240H187V242L186 243H184L183 244V240H182V242H180L181 240H180V238H179V241L177 240V239H175L174 241H176V242H174V241H172L173 242V244L174 243H176V244H180V252H179V254H177V257L176 256H172L173 254H171V253H167V254H165L164 255V258H166V259H168V260H164V263L163 264H165V262H167L166 264H199L198 263V254H199V250L201 251V253H203V252H206L207 254H209L210 255V252H212L211 250H213L212 248H214V246L212 247V245L213 244H215V241L217 240V231H215V230H217L220 226H219V224L220 223H222L221 221H222V218L220 219V217L218 216L217 217ZM15 216H17V217H15ZM20 216V217H19ZM18 218H20L21 220H19ZM218 218V219H217ZM4 219V220H3ZM7 220V222H6V220ZM8 219H10L11 220V223H10V220H8ZM211 219V220H210ZM213 219V220H212ZM14 221V223H13V221ZM17 220V221H16ZM9 221V222H8ZM19 221H22V222H19ZM180 221V224H181V222H184L185 224H186V220L184 221V220H182V219H180L179 220ZM205 221V222H204ZM207 221V222H206ZM16 222V223H15ZM7 223H10V224H7ZM143 223V224H142ZM142 227H141V225L139 226V227H141V228H139L140 230H138L141 234H143V233H145V234H147L145 231L147 230L148 231V225H146L147 223L146 222H143L142 221ZM182 224V226L180 225V224H178V227H185V224ZM202 223H204L203 225H202ZM12 224V225H11ZM18 226H17V225ZM22 224V225H21ZM24 224V225H23ZM7 225V226H6ZM8 225H10L9 226V228H8ZM16 227H18V228H16ZM20 225V226H19ZM180 225V226H179ZM221 225V224H220ZM13 226V227H12ZM24 226V227H23ZM145 226H146V228H145ZM31 227V228H30ZM159 227V226H158ZM156 228V231H159V232H156V235H155V237L153 238V239H155V240H153L151 237H147L146 238V236H143V238H145L144 240H143V238H140L139 239V246L141 247L142 246V249L145 251L146 249V251L145 252H147L148 250H149V252H151L152 250L151 249H153L154 248V246L155 247H158L159 245H161V243H164V239H163V235H162V233L160 232V230H159V228ZM206 227V228H205ZM214 227V228H213ZM10 228H12V229H10ZM23 228V229H22ZM144 230H143V229ZM150 228V227H149ZM182 228H180V229H178L179 230V232H183L182 230ZM32 229V230H31ZM210 229V230H209ZM10 230V231H9ZM12 230V231H11ZM141 230H143V231H141ZM259 230V229H258ZM258 230H255V231H252L251 233H253V234H251L250 233V235L249 236H252L251 238H254L255 236H256V234H257V236H258V234H259V231ZM6 231V232H5ZM9 232V233H8ZM18 232V233H17ZM29 232V233H28ZM216 232V234H214ZM256 232H258V233H256ZM7 233V234H6ZM14 233V234H13ZM23 233V234H22ZM158 233V234H157ZM180 233V234H181ZM202 233V234H201ZM256 233V234H255ZM30 234V235H29ZM179 234V235H180ZM208 234H210V235H208ZM211 234H213L214 236H216V237H214L213 235H211ZM8 235V236H7ZM10 235V236H9ZM28 235V236H27ZM144 235V234H143ZM157 235H158V237H157ZM208 235V236H207ZM7 236V237H6ZM254 236V237H253ZM22 237V238H21ZM206 237H207V239H206ZM209 237H211V238H215V240L213 241V239L211 240ZM149 238H151V239H149ZM250 238V239H251ZM11 239V240H12ZM18 239V240H17ZM194 241H193V240ZM201 241H200V240ZM209 239H210V241H209ZM55 240V241H54ZM60 241V243L58 242V241ZM146 240V241H145ZM16 241H18V242H16ZM55 243H54V242ZM57 241V242H56ZM143 241L145 242L144 243V245H143ZM163 241V242H162ZM200 242V243H199ZM211 242V243H210ZM36 243V244H35ZM51 245H50V244ZM147 243V244H146ZM153 243V244H152ZM160 243V244H159ZM213 243V244H212ZM33 244V245H32ZM55 244L56 245H58V246H55ZM61 244V245H60ZM141 244V245H140ZM204 244V245H203ZM207 244H208V246L209 247H211V248H207ZM210 244V245H209ZM212 244V245H211ZM36 245V246H35ZM55 247H54V246ZM182 246V247H181ZM191 246V247H190ZM205 246H206V248H205ZM38 247H39V249H38ZM202 247V248H201ZM14 248V249H13ZM59 248V249H58ZM145 248V249H144ZM205 248V249H204ZM21 249V250H20ZM53 249V250H52ZM202 249V250H201ZM203 249H204V251H203ZM208 249V250H207ZM13 250H15V251H13ZM41 250V251H40ZM206 250V251H205ZM7 251H9V253L7 252ZM34 251V252H33ZM197 251V252H196ZM208 251V252H207ZM14 252H15V254H14ZM23 252V253H22ZM149 252H147V253H149ZM37 253V254H36ZM196 253H198V254H196ZM202 254V255H206L207 256V254ZM11 254V255H10ZM29 254H31V255H29ZM40 254V255H39ZM48 254H54V256H52V255H48ZM169 254H170V256H169ZM58 255V256H57ZM193 255V256H192ZM39 256H42V258L40 257L39 258ZM48 256V257H47ZM168 256L171 258V259H169L168 258ZM179 256H181V257H179ZM205 256V257H206ZM46 257V258H45ZM159 257V256H158ZM32 258V259H31ZM161 256H160V258H157V257H155V258H153V259H155V260H153V259H151L152 261H151V263L152 264H157V262H158V264H160L159 263V260H161ZM196 258V259H195ZM202 260H204L205 258L202 256ZM37 259H39L38 260V262H37ZM41 259V260H40ZM45 259H48L47 261H45ZM159 259V260H158ZM174 259H175V261H174ZM187 259V260H186ZM170 260V261H169ZM107 261H109V262H107V263H105V264H116L117 262L116 261H113V260H107ZM156 261V263H154ZM169 261V262H168ZM31 262V263H30ZM190 262V263H189ZM43 262H41V264H42ZM150 263V260H149V262L148 261H146V263L145 264H151ZM201 263H202V261H201ZM200 263V264H201ZM203 264V263H202Z\"/></svg>", "mask_w": 264, "mask_h": 264}]
</instances>
